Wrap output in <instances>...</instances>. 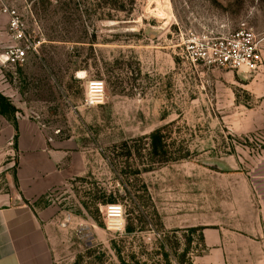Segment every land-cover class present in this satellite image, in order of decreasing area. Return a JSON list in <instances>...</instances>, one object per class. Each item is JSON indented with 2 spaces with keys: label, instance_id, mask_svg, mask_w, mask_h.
I'll return each mask as SVG.
<instances>
[{
  "label": "rangeland",
  "instance_id": "374dc122",
  "mask_svg": "<svg viewBox=\"0 0 264 264\" xmlns=\"http://www.w3.org/2000/svg\"><path fill=\"white\" fill-rule=\"evenodd\" d=\"M2 7L18 12L36 43L21 66L0 70V95L15 109L4 119L29 121L39 156L62 152L72 164L56 162L57 180L49 168L41 179L48 188L32 203L53 264H192L197 225L223 215L241 181L264 200V0ZM242 23L259 41L256 71L186 63V36L227 34ZM11 45L0 13V51ZM93 82L102 88L98 105L89 103ZM166 125L170 151L188 158L144 170L142 138ZM134 146L138 154L128 155Z\"/></svg>",
  "mask_w": 264,
  "mask_h": 264
},
{
  "label": "crops",
  "instance_id": "0c3cea01",
  "mask_svg": "<svg viewBox=\"0 0 264 264\" xmlns=\"http://www.w3.org/2000/svg\"><path fill=\"white\" fill-rule=\"evenodd\" d=\"M15 124L16 130L0 115V138L13 144L16 136L17 154L16 168L0 185V264H53L32 203L48 188L41 179L48 177L49 168L57 180L63 173L53 171L56 162L70 171L72 164L62 152L54 160L47 153L39 156L40 140L33 124L18 118ZM234 192L233 200L222 205L223 215L197 225L201 251L192 264H264V200L249 195L246 180Z\"/></svg>",
  "mask_w": 264,
  "mask_h": 264
},
{
  "label": "built area",
  "instance_id": "2783aa9c",
  "mask_svg": "<svg viewBox=\"0 0 264 264\" xmlns=\"http://www.w3.org/2000/svg\"><path fill=\"white\" fill-rule=\"evenodd\" d=\"M7 18V31L12 45L0 51V70L5 67L21 66L36 49V43L25 32L24 23L15 9L2 7L0 9ZM182 55L191 66H201L231 71H256L262 63L259 41L253 30L242 23L227 34L209 35L191 33L182 43ZM97 83H91L90 104L102 102V88ZM17 165V154L11 143H5L0 138V185L5 177Z\"/></svg>",
  "mask_w": 264,
  "mask_h": 264
},
{
  "label": "trees",
  "instance_id": "16d2710c",
  "mask_svg": "<svg viewBox=\"0 0 264 264\" xmlns=\"http://www.w3.org/2000/svg\"><path fill=\"white\" fill-rule=\"evenodd\" d=\"M14 111L15 109L10 105L7 99L0 95V115L5 117L7 112L10 113ZM168 126L169 125L162 126L142 138L145 142L141 144V148L144 151V155L147 156L144 170H149L155 165H164L188 158L186 153H172V151H170V143L165 134ZM13 128L16 130V124L14 122ZM122 146L126 148L125 143H123ZM134 152L138 154L139 146L131 147L128 149L127 154H134Z\"/></svg>",
  "mask_w": 264,
  "mask_h": 264
},
{
  "label": "bare ground",
  "instance_id": "6f19581e",
  "mask_svg": "<svg viewBox=\"0 0 264 264\" xmlns=\"http://www.w3.org/2000/svg\"><path fill=\"white\" fill-rule=\"evenodd\" d=\"M114 209V208H113Z\"/></svg>",
  "mask_w": 264,
  "mask_h": 264
}]
</instances>
